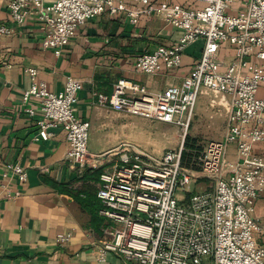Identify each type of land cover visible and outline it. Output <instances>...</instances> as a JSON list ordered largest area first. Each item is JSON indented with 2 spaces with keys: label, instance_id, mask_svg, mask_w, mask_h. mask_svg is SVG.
<instances>
[{
  "label": "built area",
  "instance_id": "1",
  "mask_svg": "<svg viewBox=\"0 0 264 264\" xmlns=\"http://www.w3.org/2000/svg\"><path fill=\"white\" fill-rule=\"evenodd\" d=\"M199 9L179 4L159 3L130 7L127 0H9L14 23L23 24L35 14L46 24L45 49L59 52L75 37L87 20L108 12L122 15L138 24L143 15L157 16L181 31L177 41L139 55L138 71L157 74L182 64L186 48L204 41L201 56L192 72L180 84L158 93L127 78H119L111 94L97 93V103L118 112L141 116L180 127L181 142L160 159H154L124 144L118 152L122 165L100 174L97 198L100 214L108 224L100 259L108 252L120 257L117 264H264V245L258 235L264 223L255 216V205L264 191V155L254 151L264 143V0H247L236 14L228 10L235 0H203ZM12 33L0 27V35ZM225 44L234 47L229 63L220 58ZM32 84L23 94V102L32 98L40 107L26 109L36 117L34 140H48L52 129L62 126L69 148L67 159L81 166L89 162L91 123L77 115V95L82 83L70 76L60 92L50 91L38 82V70L28 68ZM200 94L227 103V128L220 140L202 141L191 137L189 129ZM190 136V138H188ZM231 146L238 160L227 156ZM215 181L213 189L189 190L200 176ZM16 176L28 178L19 163H7L4 180ZM71 234L59 235L64 244Z\"/></svg>",
  "mask_w": 264,
  "mask_h": 264
},
{
  "label": "crops",
  "instance_id": "2",
  "mask_svg": "<svg viewBox=\"0 0 264 264\" xmlns=\"http://www.w3.org/2000/svg\"><path fill=\"white\" fill-rule=\"evenodd\" d=\"M53 2L45 0L47 5ZM246 2L235 0L228 12L236 14ZM127 3L130 7L170 3L189 9L206 5L203 0ZM8 5L9 0H0V27L12 28L11 34L0 35V264H117L120 257L113 252H108L104 261L100 259L102 243L109 235L105 232L108 221L100 214L102 206L96 195L100 174L111 168L106 162L118 154L112 153L116 148L95 150L88 143L89 162L81 166L66 157L69 143L62 126L53 128L48 140L35 141L36 117L26 109H38L40 101L32 98L23 102V94L32 84L27 69L36 68L37 81L53 92L62 91L68 77L78 79L83 87L75 103L77 115L93 126L141 125L140 116L99 105L97 93L111 94L122 77L146 85L151 93L180 84L198 62L204 41L186 48L179 67L148 74L136 69L137 57L161 45L174 44L181 34L160 17L143 15L135 25L122 15L104 12L87 20L72 41L56 52L43 47L47 30L43 21L30 14L23 24H16ZM233 57L234 47L225 44L220 58L227 64ZM260 92L264 97V87ZM206 96V109H211L209 124L218 116L225 115L227 120V103L220 98L212 103L213 97ZM189 134L200 138L199 134ZM254 151L264 155V143L257 144ZM227 158L231 163L238 160L235 146L229 148ZM7 163L24 166L27 180L21 182L16 176L4 180L2 172ZM254 214L264 223V191L257 198ZM67 233L71 239L60 244L57 238ZM258 236L264 245V233Z\"/></svg>",
  "mask_w": 264,
  "mask_h": 264
},
{
  "label": "rangeland",
  "instance_id": "3",
  "mask_svg": "<svg viewBox=\"0 0 264 264\" xmlns=\"http://www.w3.org/2000/svg\"><path fill=\"white\" fill-rule=\"evenodd\" d=\"M259 95L263 96L261 92ZM207 99L206 95H199L189 129V133L199 134L198 139L202 141L217 140L226 131L227 126L225 115L216 117L209 124L207 117L211 109H206ZM203 111L204 117L202 116ZM113 120L117 122L116 119ZM138 121L141 125H91L89 146L95 150L115 147L112 153H118L122 152L123 145L127 144L130 150L136 149L154 159H160L167 151L178 148L182 134L180 127L141 116ZM120 155L119 153L112 154L108 158L109 162H106L107 166L122 165ZM214 184L213 179L201 175L192 183L189 190L181 192V196L187 200L194 192L213 189Z\"/></svg>",
  "mask_w": 264,
  "mask_h": 264
},
{
  "label": "trees",
  "instance_id": "4",
  "mask_svg": "<svg viewBox=\"0 0 264 264\" xmlns=\"http://www.w3.org/2000/svg\"><path fill=\"white\" fill-rule=\"evenodd\" d=\"M188 138H190V136Z\"/></svg>",
  "mask_w": 264,
  "mask_h": 264
}]
</instances>
